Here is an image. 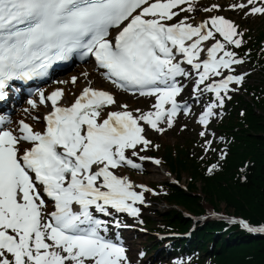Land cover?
Segmentation results:
<instances>
[{"label": "snow or ice", "instance_id": "snow-or-ice-1", "mask_svg": "<svg viewBox=\"0 0 264 264\" xmlns=\"http://www.w3.org/2000/svg\"><path fill=\"white\" fill-rule=\"evenodd\" d=\"M197 2L0 0V101L10 82L44 77L74 56L94 58L116 89L154 98L153 110L131 111L127 104L113 110L112 93L85 87L63 106L64 91L57 89L47 96L39 92L40 104H51L43 131L23 120L16 129L6 128L10 121L0 117V264H130L126 249L106 238L109 221L94 212L137 217L135 205L145 204L144 193L151 190L117 170L140 169L133 158L161 163L141 153L159 147L148 129L163 134L181 111L190 112L177 101L183 91L178 77L196 74L197 101L203 93L214 94L198 119L207 128L214 110L231 98L230 85L242 84L247 75L230 74L245 63L232 50L244 43L239 26L221 15L190 23L182 14L195 12ZM229 8L264 16V0H239ZM221 10L216 4L203 9ZM113 226L122 227L118 220Z\"/></svg>", "mask_w": 264, "mask_h": 264}, {"label": "trees", "instance_id": "trees-1", "mask_svg": "<svg viewBox=\"0 0 264 264\" xmlns=\"http://www.w3.org/2000/svg\"><path fill=\"white\" fill-rule=\"evenodd\" d=\"M263 38L264 34H260L256 40ZM255 60V67L264 73V58L259 55ZM251 91L252 105L259 113L247 105L241 122L236 123L239 129L229 131L234 135L235 143L219 172L206 175V163L194 159L186 149L174 150L170 146L162 149L165 165L176 179L179 180L183 174L189 178L186 189L166 182L162 185L161 199L168 205L181 207L193 214L204 212L203 204L216 210L224 205L228 213L241 216L250 223H264V80L252 86ZM162 218L163 224L159 229L170 227L184 231L189 225L186 218L173 208L164 211ZM220 227L224 225L213 222L198 226L193 234L195 244L204 247L205 240L211 241L210 231ZM237 232L233 234L235 237L241 234ZM231 241H222L213 252H208L205 260L202 258L196 264H264V237L242 236Z\"/></svg>", "mask_w": 264, "mask_h": 264}, {"label": "rangeland", "instance_id": "rangeland-1", "mask_svg": "<svg viewBox=\"0 0 264 264\" xmlns=\"http://www.w3.org/2000/svg\"><path fill=\"white\" fill-rule=\"evenodd\" d=\"M238 1L239 0H203L201 3H198L195 5V7H196L195 12H193L191 14L183 13L182 15H188L190 17L189 22L193 23V24H198L200 22H203L205 18L208 19L211 15H221V16H224L225 18H227L231 21H234L237 25L239 24L238 26L239 27L242 26V29H244L246 27L248 30H251V32H253V33H257L259 31L264 32V16H245L244 13H242V12L230 10L229 6L232 3H235ZM213 4L219 5L222 10L219 12H213V13H207V12L203 11V9L205 7H210ZM85 66L91 67L89 62H87L85 64ZM249 66L250 65L248 63V60L245 59V63L242 65H239L236 69V72L231 73V74L247 73V75L251 79L250 82H255L256 80L260 79V77L255 71L251 72ZM73 71L74 70L72 69L68 73V75H70ZM79 72L80 71H78L77 74ZM98 79L101 80L99 77H98ZM85 85L95 87V88H98V87L104 88L103 86H101L97 83V80L90 78V76H88V77L84 76V80L82 82L80 89L83 88ZM55 86H57V85H54V83H53L52 87H55ZM232 92H234V91H232ZM191 95H193V91L191 88H189L188 90L185 91L184 95L182 96V99H187ZM126 97L130 98L129 101H132V102L135 101V103L138 102L137 97H135V96L132 97V96L127 95ZM129 101L128 100H118L117 106L115 109L116 110L119 109L118 108L119 104H127L128 105ZM149 102H152V100H150ZM24 106H25V102L22 101L20 103V106L17 109H21ZM26 106H28V104H26ZM128 109H130L132 111H135L136 109H139V110L145 111V112L149 111L147 109V105H142V107L135 106L133 108L129 107V105H128ZM214 112H215V115L213 116V119L211 121H215L217 118V115L220 114L218 108L215 109ZM18 113L19 112L15 113V115L17 114L16 120L22 118L21 115L18 116ZM200 133H201L200 128L198 126H196L195 123L191 119H189L187 117H180L175 122L174 126L171 129H167V131H165L163 134H160V133H157V132H154V131H151L148 129L146 132V135L150 140H152L153 145H159V147L157 148L155 153H153V155L157 156L155 159H158L161 161L160 155L162 153L161 151H162L163 147L180 145V144L185 143V142H187L189 144L197 142L199 144L201 150H202V153H204L206 155L211 154L210 151H206V147L204 146V143H205V141H214L217 137L216 132H214L212 134L206 133L203 137H201ZM151 149L153 150L154 148H151ZM196 150H199V148L196 147ZM141 155L149 156L150 150L147 153H141ZM161 164H162V162H161ZM154 165L148 161L147 164L143 165V169H140L139 171H131L130 172L127 169H122L121 173H123L124 175H129L130 180H132L135 185H143L144 187H147L148 189H150L149 186H153L159 182L166 180V178L160 176L161 170L157 169V167H155ZM152 169H157V170H152ZM180 181H181L182 185H186V182L188 181L187 175L183 174L180 178ZM148 194H149V200H148V202H145V204H143V206H141V211H140L139 216L144 215L147 217H151L154 220H158L159 217L156 216L155 212H158V213L163 212L165 210L166 206L164 205V203L163 204L157 203L158 196L156 194H153L152 191H149ZM203 208H205L206 210H209L211 207H209L206 204H203ZM217 210L219 212H227V210L224 208V205H221L219 207V209H217ZM131 229L133 231L131 234V240H133V245L127 246V251L129 252V256L133 260L134 264L146 263L150 259L154 258L156 255V254L154 255V253L151 252L152 249L150 248L151 243H150L149 238L152 236V233L150 231L144 229V228L137 227V226H132ZM136 252H144L146 255V257H144L145 259L141 260L139 263L134 262V261H136L134 259V257H137V255L135 254ZM177 261H180V260H177ZM177 261H175V260L165 261L164 264H176ZM158 262L159 263L163 262V259L158 260ZM183 264H185V263L183 262Z\"/></svg>", "mask_w": 264, "mask_h": 264}, {"label": "bare ground", "instance_id": "bare-ground-1", "mask_svg": "<svg viewBox=\"0 0 264 264\" xmlns=\"http://www.w3.org/2000/svg\"><path fill=\"white\" fill-rule=\"evenodd\" d=\"M87 73L88 76H90V78H93L94 80H97V83L104 86V89L105 90H108V91H113L114 94H115V97L117 98V100H128L129 101V97H126L124 96L123 93L121 92H118V91H115L114 87L108 83V82H104L103 80H99L98 79V73L96 72V70H92L88 67H82L80 69V74H77L76 72H73L70 76L71 80L73 77H76V83L75 84H69L67 81H68V78L67 77H63L62 79H60L57 83L58 87L62 90H64V100H69L70 98H72L74 95V92H78L81 85H82V82L84 80V74ZM43 90H46V87L43 88ZM151 98L149 97H143V98H139L137 99L138 102L135 103L132 102V101H129L128 105L129 107L133 108L135 106H139V107H142V105H147L149 109L150 106H151V102L150 101ZM35 102L36 104V107L35 108H31V109H26L27 110V114H22V112L20 111L19 112V115H21L25 120H28L29 123L31 124V126L35 129V130H38L39 128V124L35 121H31V118H34V117H37V112H39L40 110H42L44 107L43 106H39L37 104V101L35 99H31ZM146 101V102H145ZM113 110H116L114 107H112ZM8 121H10V123L7 125L6 128H10V129H15L14 127V121H12V117L10 118V116L8 117L7 119ZM12 121V122H11ZM123 175V174H122ZM124 176V175H123ZM160 176L162 177H165L166 176V173L165 171H162ZM129 179V178H128ZM130 180V179H129ZM139 192L142 191L143 189H138ZM147 196H148V193L145 192L144 193V197H145V200H149L147 199ZM187 235V233L185 234Z\"/></svg>", "mask_w": 264, "mask_h": 264}]
</instances>
